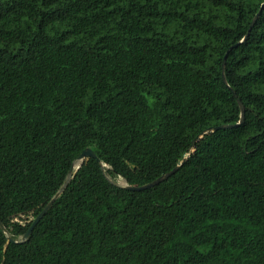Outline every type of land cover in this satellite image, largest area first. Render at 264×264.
I'll return each instance as SVG.
<instances>
[{
	"label": "trees",
	"instance_id": "1",
	"mask_svg": "<svg viewBox=\"0 0 264 264\" xmlns=\"http://www.w3.org/2000/svg\"><path fill=\"white\" fill-rule=\"evenodd\" d=\"M0 221V264H264V0H0Z\"/></svg>",
	"mask_w": 264,
	"mask_h": 264
},
{
	"label": "water",
	"instance_id": "2",
	"mask_svg": "<svg viewBox=\"0 0 264 264\" xmlns=\"http://www.w3.org/2000/svg\"><path fill=\"white\" fill-rule=\"evenodd\" d=\"M260 12V11H259ZM259 12L257 13V15L254 17L251 26L254 24L257 16L259 15ZM251 26L249 27V29L251 28ZM222 81L225 83V78L222 74ZM233 93V92H232ZM233 95L235 96V94L233 93ZM237 103L238 106L240 108V122H242L243 120V107L242 104L240 103L239 99H237ZM215 128H208L204 131H202L196 138L194 141L191 142V146H190V150H192L191 148H193L194 144L196 141L200 140L203 138L204 135L208 134L209 132H213L215 131ZM189 156V153L185 154L184 157L182 158L181 161H179V163H177V165L170 170L169 172L161 175L160 177H158L157 179H155L154 181H152L151 183H148L146 185L143 186H139V187H133V186H127L125 185L124 187L129 189V190H136V191H140V190H145V189H150L153 186H156L164 181H166L168 178H170L171 176H173L175 173H177L179 171V169L185 164V162L187 161V158ZM88 158H92L95 159L96 161H99L98 158L96 157V155L90 150V149H84L80 155L77 157L76 161L71 165L68 173H67V177L65 182L63 183V185L60 187V189L56 192V194L51 198V200L43 207V209L39 212V214L32 220L29 228L27 229V232L21 237V240L19 241V243H23L25 242L29 236L31 235L34 227L38 224V222L45 216V214L49 211V209L51 208L52 204L54 203V201L63 193V191L65 190L66 186L69 183V180L71 178V175L73 173V171H76L82 164L83 162L88 159ZM0 229L2 231H4V227L0 221ZM8 242H11L12 239L10 237L7 238Z\"/></svg>",
	"mask_w": 264,
	"mask_h": 264
},
{
	"label": "rangeland",
	"instance_id": "3",
	"mask_svg": "<svg viewBox=\"0 0 264 264\" xmlns=\"http://www.w3.org/2000/svg\"><path fill=\"white\" fill-rule=\"evenodd\" d=\"M116 183L119 185H122V184H124V181L121 178H117Z\"/></svg>",
	"mask_w": 264,
	"mask_h": 264
}]
</instances>
